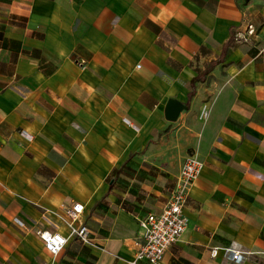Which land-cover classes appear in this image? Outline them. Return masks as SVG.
<instances>
[{
	"label": "crops",
	"instance_id": "crops-1",
	"mask_svg": "<svg viewBox=\"0 0 264 264\" xmlns=\"http://www.w3.org/2000/svg\"><path fill=\"white\" fill-rule=\"evenodd\" d=\"M193 154L161 264H264V0H0V264H130Z\"/></svg>",
	"mask_w": 264,
	"mask_h": 264
},
{
	"label": "built area",
	"instance_id": "built-area-1",
	"mask_svg": "<svg viewBox=\"0 0 264 264\" xmlns=\"http://www.w3.org/2000/svg\"><path fill=\"white\" fill-rule=\"evenodd\" d=\"M252 34L253 31L249 28L248 35ZM241 40L248 42L249 39L247 36H242ZM127 123L130 124L129 121ZM204 167V162L196 154L190 155L186 159L165 209L160 213H151L140 220L143 234L137 242L138 249L130 264H142L144 262L161 264L169 248L182 239L189 223L184 211L189 203L191 190L201 177ZM84 210V206L80 203L65 209L67 216L65 223L70 231L68 237L49 230L37 231L38 237L52 256L60 255L67 247L70 238H77L86 245L91 244L88 225L76 226ZM225 256L233 264H244L248 260L246 253L233 248L226 249Z\"/></svg>",
	"mask_w": 264,
	"mask_h": 264
},
{
	"label": "water",
	"instance_id": "water-1",
	"mask_svg": "<svg viewBox=\"0 0 264 264\" xmlns=\"http://www.w3.org/2000/svg\"><path fill=\"white\" fill-rule=\"evenodd\" d=\"M185 106L176 100H171L166 109V117L169 121L175 122L178 120L181 113L184 111Z\"/></svg>",
	"mask_w": 264,
	"mask_h": 264
}]
</instances>
